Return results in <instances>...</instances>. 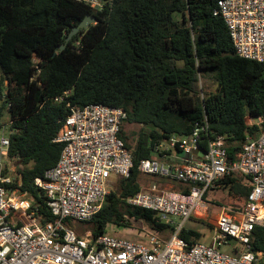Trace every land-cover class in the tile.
Instances as JSON below:
<instances>
[{
    "label": "trees",
    "instance_id": "16d2710c",
    "mask_svg": "<svg viewBox=\"0 0 264 264\" xmlns=\"http://www.w3.org/2000/svg\"><path fill=\"white\" fill-rule=\"evenodd\" d=\"M217 1L105 0L96 9L77 0H0V126L8 108L9 154L23 175L14 187L27 194L41 224L55 218L34 182L58 163L63 145L53 140L70 112L68 103L104 104L127 113L120 138L134 166L130 177L113 179L101 211L83 223L91 225L94 237L109 235V225L129 228L130 220L155 234L169 231L156 222L155 212L126 203L148 189L141 176L161 177L139 171L142 160L155 158L156 145L207 122L210 136L225 138L232 159L249 136H258V127L246 118L264 122V64L237 54L224 19L214 14ZM89 15L95 23L66 42ZM205 75L214 77L215 92H203ZM59 97H64L60 103ZM133 124L142 129L131 147L126 125ZM176 183L180 193L190 192ZM221 185L246 190V196L250 190L237 178L227 177ZM181 237L194 244L202 235L184 229ZM252 249L264 254V228L255 229Z\"/></svg>",
    "mask_w": 264,
    "mask_h": 264
},
{
    "label": "built area",
    "instance_id": "2783aa9c",
    "mask_svg": "<svg viewBox=\"0 0 264 264\" xmlns=\"http://www.w3.org/2000/svg\"><path fill=\"white\" fill-rule=\"evenodd\" d=\"M77 1L93 8L105 2ZM214 14L224 19L237 54L264 64V0H218ZM56 100L60 103L64 97ZM67 105L70 112L53 140L63 145L61 156L34 182L55 218L46 224L40 223L27 194L14 187L23 175L9 154L13 121L8 108L5 112L8 121L0 126V264H264V254L252 249L255 229L264 228L262 118H246L250 127H258V136H249L235 158H230L225 138L210 136L205 122L187 136L174 135L156 145V157L141 161L142 174L191 188L189 193H167L151 186L126 200L129 206L155 212L156 222L170 227L168 239L149 233L144 244L107 234L94 237L89 231L79 234L64 224L91 221L103 208L112 179L130 177L134 166L120 138L126 111L104 104ZM204 142L207 150L201 148ZM172 150L178 153L174 157ZM238 176L247 179L250 189L242 206H221L212 242L189 244L181 232L193 218L208 213L207 193L221 188L225 178Z\"/></svg>",
    "mask_w": 264,
    "mask_h": 264
},
{
    "label": "rangeland",
    "instance_id": "374dc122",
    "mask_svg": "<svg viewBox=\"0 0 264 264\" xmlns=\"http://www.w3.org/2000/svg\"><path fill=\"white\" fill-rule=\"evenodd\" d=\"M200 85L204 93L215 92L217 88V84L214 81V77L211 75L203 76ZM7 121H8V117L5 115L2 122L7 123ZM141 129L142 127L140 125H134V124L126 125L128 143L131 147L135 146ZM171 152L173 157L178 154L177 151L175 150H172ZM172 161H174V158H172ZM164 162H168V161L164 160ZM141 182L145 186V188H149L153 184H156L158 188H161L162 190L166 189L167 191L172 193L179 192L181 190L180 184L168 179H162V177L154 178L148 176L147 177L141 176ZM240 184L242 185V183ZM221 186L222 187L219 189L210 190L205 197V202L207 203L206 206L211 205L213 207V210L210 213L209 212L206 213L204 217L203 216L198 217L197 219H195V223L189 225L191 229L199 231V233L204 237H208L209 235L212 234L211 232L214 230V223L220 211L221 206H230L233 209L236 208L238 209L242 206L244 200L246 199V194H245L246 190L245 192H240L237 190L233 191L231 190V187L225 188L223 187V185ZM242 186L248 190V187L244 185ZM174 220L176 223L180 222V220L177 218ZM130 222L131 224L129 228L109 225L107 227V233L114 238L127 240L135 243H144V244L148 242L149 233H157L156 230L155 231L152 230L148 225H145L141 221L130 220ZM76 224L78 226H76L75 229L79 234H83L84 232L91 230V225H84L78 223ZM72 228L74 229V227ZM161 236H165V234H162ZM200 240H202V237ZM222 250L226 251L229 250V248H223Z\"/></svg>",
    "mask_w": 264,
    "mask_h": 264
},
{
    "label": "crops",
    "instance_id": "0c3cea01",
    "mask_svg": "<svg viewBox=\"0 0 264 264\" xmlns=\"http://www.w3.org/2000/svg\"><path fill=\"white\" fill-rule=\"evenodd\" d=\"M171 154H172V152H171ZM156 157V156H155ZM237 178V183H242V185H244V186H246V184H247V179L245 178V177H242V176H238V177H236ZM152 186H155V185H152ZM151 187V186H150ZM149 187V188H150ZM156 187V186H155ZM157 189L159 190V191H161V192H167V193H172V192H169V191H167L166 189H161V188H158V186H157ZM174 193V192H173ZM175 193H178V192H175ZM213 210V207L211 206L210 208H209V213L211 212ZM206 213L205 212H203L202 213V216L204 217V215H205ZM198 217H201V216H198ZM198 217H195V218H193L191 221H189L188 222V224H187V226H186V230H193V229H191L190 227H189V225L190 224H192V223H195V219H197ZM194 231H196V230H194ZM197 232H199V231H197ZM212 234L211 235H209L208 237H204V236H202V240H199V242H202V243H206V244H209V243H211L212 242V238L214 237V234H215V230H213L212 232H211ZM162 234H165V236H162V237H164L163 239H165V238H167L168 239V237L170 236V231H168V230H165V232H163ZM207 241V242H206Z\"/></svg>",
    "mask_w": 264,
    "mask_h": 264
},
{
    "label": "water",
    "instance_id": "95a60500",
    "mask_svg": "<svg viewBox=\"0 0 264 264\" xmlns=\"http://www.w3.org/2000/svg\"><path fill=\"white\" fill-rule=\"evenodd\" d=\"M97 7L96 9H98ZM95 23V19L92 16H87L82 22H80L76 27H74L71 33L68 35L66 42H69L74 35H76L80 30H86L90 25ZM65 46H61L60 49L63 50Z\"/></svg>",
    "mask_w": 264,
    "mask_h": 264
}]
</instances>
